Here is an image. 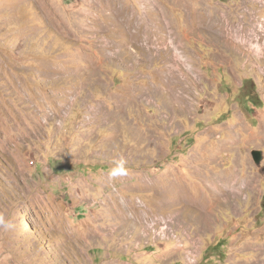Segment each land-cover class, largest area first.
<instances>
[{
    "label": "rangeland",
    "instance_id": "1",
    "mask_svg": "<svg viewBox=\"0 0 264 264\" xmlns=\"http://www.w3.org/2000/svg\"><path fill=\"white\" fill-rule=\"evenodd\" d=\"M262 169L264 0H0V264H264Z\"/></svg>",
    "mask_w": 264,
    "mask_h": 264
},
{
    "label": "water",
    "instance_id": "2",
    "mask_svg": "<svg viewBox=\"0 0 264 264\" xmlns=\"http://www.w3.org/2000/svg\"><path fill=\"white\" fill-rule=\"evenodd\" d=\"M252 156H253V159H254L255 163L257 165H260V163L262 161V153H261V151H259V150L252 151ZM261 172L264 173V169H262Z\"/></svg>",
    "mask_w": 264,
    "mask_h": 264
},
{
    "label": "clouds",
    "instance_id": "3",
    "mask_svg": "<svg viewBox=\"0 0 264 264\" xmlns=\"http://www.w3.org/2000/svg\"><path fill=\"white\" fill-rule=\"evenodd\" d=\"M0 225H2L5 228L10 227V224L5 223L2 219H0Z\"/></svg>",
    "mask_w": 264,
    "mask_h": 264
},
{
    "label": "bare ground",
    "instance_id": "4",
    "mask_svg": "<svg viewBox=\"0 0 264 264\" xmlns=\"http://www.w3.org/2000/svg\"><path fill=\"white\" fill-rule=\"evenodd\" d=\"M191 15V14H190ZM253 20V19H252ZM222 22V21H221ZM222 26V25H221ZM229 26V25H228ZM231 27V26H230ZM230 29H232V28H230ZM240 32V31H239Z\"/></svg>",
    "mask_w": 264,
    "mask_h": 264
}]
</instances>
